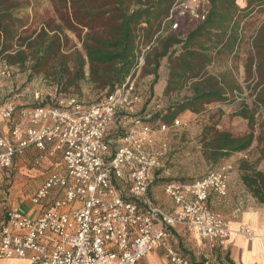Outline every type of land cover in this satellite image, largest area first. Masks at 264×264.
Segmentation results:
<instances>
[{
    "label": "built area",
    "instance_id": "obj_1",
    "mask_svg": "<svg viewBox=\"0 0 264 264\" xmlns=\"http://www.w3.org/2000/svg\"><path fill=\"white\" fill-rule=\"evenodd\" d=\"M212 2L175 0L152 43L142 47L125 84L98 105L87 106L75 98L48 101L37 91L35 105L19 111L25 124L14 120L15 103L2 105L0 118L10 128L6 133L0 125V192H10L16 159L27 151H36V167L50 155L59 162L30 198L40 208L39 216L31 218L21 209H12L0 220V260L141 264L149 255L162 253L165 264H192L175 245L174 230L182 227L209 248L204 264H230L232 222L209 205L212 197L224 200L229 196L230 166L222 165L193 182L168 183L165 194L174 208L166 209L150 191L168 145L158 143L157 132L147 123L150 116L130 115L142 103L138 79L157 37L204 22ZM254 35L251 32L246 38L250 45ZM13 70L0 57V81L10 79ZM180 126L181 119H176L158 131L166 133ZM114 128L125 132L110 138ZM242 206L234 210V218L241 215ZM237 232L249 242L257 239L249 225H240Z\"/></svg>",
    "mask_w": 264,
    "mask_h": 264
},
{
    "label": "trees",
    "instance_id": "obj_2",
    "mask_svg": "<svg viewBox=\"0 0 264 264\" xmlns=\"http://www.w3.org/2000/svg\"><path fill=\"white\" fill-rule=\"evenodd\" d=\"M174 1L49 0L56 19L46 22L38 33L27 35L28 18L22 14L30 4L25 0H0V57L12 67L24 68L31 62L30 80L49 72L61 94L87 81L99 95L89 106L98 105L125 84L138 64L142 47L151 44L159 33ZM243 3L213 0L204 22L179 32L165 31L157 37L142 69L143 74L154 76L152 91L166 60L168 80L163 96L170 98L187 87L191 95L166 108H149L145 103L139 116H150L147 123L172 124L186 112L200 114L210 104L228 103L229 96L239 90L231 73L213 75L206 69L222 59L234 58L245 42L251 15L256 9L264 12V0ZM68 32L77 36L81 50L65 53ZM250 46L246 72L249 77L255 74L260 83L255 88L253 106L241 107L237 115L249 122L251 131L241 137L215 129L204 131L199 140L215 170L225 160L250 151L255 142L259 162H264V133L256 136L254 131L256 113L264 109V88L259 89L264 82V23ZM240 171L247 191L264 205V170L243 159Z\"/></svg>",
    "mask_w": 264,
    "mask_h": 264
},
{
    "label": "rangeland",
    "instance_id": "obj_3",
    "mask_svg": "<svg viewBox=\"0 0 264 264\" xmlns=\"http://www.w3.org/2000/svg\"><path fill=\"white\" fill-rule=\"evenodd\" d=\"M30 4V7L23 12V16L28 18V24L25 28L27 35H33L38 33L41 28L46 25V22L55 20L56 15L49 0H25ZM248 36L251 29L258 25V20L248 22ZM260 25V24H259ZM257 26V29L259 28ZM256 30V29H255ZM68 41L65 42V53L68 54L75 49L81 50V43L77 36L70 32L67 33ZM251 54V46L246 41L240 48L238 54L231 59L216 62V66L207 67V73H215L223 75L224 72L232 74L233 81L239 90H236L237 95H230L229 102L220 106L212 107L208 110L204 117L205 119L199 122L201 119L193 118L189 120L187 116L181 119V126L177 129H172L170 132L159 133V123H153L152 127L157 132L158 143H166L168 145V154L163 161V167L157 172V176L152 185V189H160L165 194V186L170 182H193L205 177L207 174L215 170L216 167L210 163L204 156L202 144L200 143V136L204 131L208 129H215L217 131L230 132L236 137L245 136L250 133L251 126L247 120L237 115L241 107L253 106V96L255 95V88L260 83L259 79L254 76L249 77L246 72V65L248 63L249 56ZM31 62H27L25 67H14L13 74L10 81L13 83L14 88H19L17 93L24 94L26 101L32 103L29 100L34 96V93L39 91L42 93L44 99L55 100L56 98H75L76 100L89 106L95 103L99 95L97 91H94L92 86L87 82L80 84L78 89H69L67 93H60L57 84L52 76L48 74H42L35 76L32 80L29 79ZM168 66L166 60L163 61V65L159 69L161 78L168 72ZM154 81V76L141 74L138 79V92L142 96V103L137 106L131 113V116H139L143 105L146 103L149 108L164 105L162 101H165V97H161L159 88L151 89V85ZM264 88V82L259 86V89ZM187 93H183L181 96L174 95L173 98H169L168 102L177 103L184 97H187ZM2 99V97H0ZM31 107L30 105H28ZM159 109V108H158ZM152 110V109H151ZM254 131L256 136L260 133H264V109L257 111L255 116ZM125 132V129L119 128L111 131V137L115 134H121ZM243 156H236V161L240 159H248L253 163H257L259 170H264V162H259V149L258 143L255 142L250 151L246 153H240ZM234 158V157H233ZM231 159V158H230ZM228 160V159H227ZM222 165V164H221ZM159 178V179H158Z\"/></svg>",
    "mask_w": 264,
    "mask_h": 264
},
{
    "label": "crops",
    "instance_id": "obj_4",
    "mask_svg": "<svg viewBox=\"0 0 264 264\" xmlns=\"http://www.w3.org/2000/svg\"><path fill=\"white\" fill-rule=\"evenodd\" d=\"M240 5H243L244 0H238ZM258 20L259 27L264 23V12L256 9L251 15V22ZM254 26V29H251V32L255 33L257 26ZM248 28V27H247ZM256 29V30H255ZM250 32V34H251ZM248 33L245 35V42L247 41ZM244 42V43H245ZM244 45V44H243ZM242 45V46H243ZM242 49V47H241ZM163 65V62H162ZM161 65V66H162ZM216 66V63L209 67ZM208 67V68H209ZM168 71V70H167ZM228 74L229 71L224 72L223 74ZM160 74V71H159ZM213 75H219L215 73H209ZM168 72L164 75L163 78L159 76L157 84L154 86V89L157 87L161 92V97L163 98V92L167 85ZM17 92L19 88L17 87ZM13 86V83L10 79L0 81V108L6 102H13L17 105L18 113L15 115V122L25 124L19 115V111L28 105L34 106L35 102L32 97L29 100H32V103L26 101L24 94L17 93ZM187 93V97L191 95L189 88H185L175 95H182ZM174 96V95H173ZM173 96L170 98L172 99ZM183 96V95H182ZM185 98V97H184ZM168 97L165 98V101H162V104L166 103L165 106H169L174 103L168 102ZM182 101V100H181ZM220 106V103H213L206 106L205 110L200 114H193L191 112H186L178 117L184 118L187 116L189 120L193 118L200 117L199 120H204V114L210 110L212 107ZM158 108H164V105L158 106ZM0 125L3 127L6 133L9 132L8 124H5L0 118ZM37 153L34 149L29 150L25 155L17 157L16 167L17 173L14 180V184L10 189L8 194L0 192V220L5 218L6 213L12 209H21L31 218H35L40 214V208L33 205L30 201L31 196L37 188L43 183L46 173L52 170L57 163L59 158L57 156L49 157V160L44 163L41 167H36L34 165V159ZM236 156H243L242 154H237ZM234 157V158H233ZM231 159L225 160L222 165H229L231 168L229 176V196L220 200L216 197H212L209 201L210 208L222 214L227 220L232 222V229L234 231L231 238L229 248L227 251V258L230 264H264V205L257 202L256 199L247 191L246 187L242 183V172L240 171L241 157L236 161L235 156ZM221 165V166H222ZM159 179V178H158ZM151 194L155 202L166 209H173L174 205L171 199L164 194L160 189H152ZM243 205V212L237 218L233 217L234 210L239 206ZM246 224L249 225L253 232L256 234L257 239L253 242L247 241L242 235L237 231L240 225ZM175 233V245L176 247L188 257L192 264H204L205 255L210 251L209 248L204 245V243L197 237L195 234L188 233L182 227H177L174 230ZM0 264H29L27 260H0ZM141 264H165V259L162 253H155L149 255L145 258Z\"/></svg>",
    "mask_w": 264,
    "mask_h": 264
}]
</instances>
